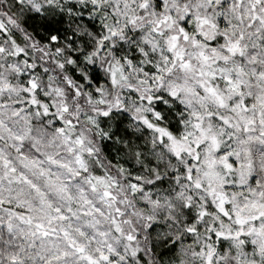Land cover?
Returning a JSON list of instances; mask_svg holds the SVG:
<instances>
[{
	"label": "snow or ice",
	"instance_id": "obj_1",
	"mask_svg": "<svg viewBox=\"0 0 264 264\" xmlns=\"http://www.w3.org/2000/svg\"><path fill=\"white\" fill-rule=\"evenodd\" d=\"M0 264H264V0H0Z\"/></svg>",
	"mask_w": 264,
	"mask_h": 264
}]
</instances>
